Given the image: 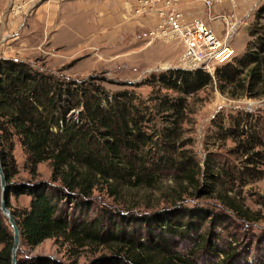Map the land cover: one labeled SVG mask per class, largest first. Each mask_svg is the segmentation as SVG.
<instances>
[{
    "label": "trees",
    "instance_id": "obj_1",
    "mask_svg": "<svg viewBox=\"0 0 264 264\" xmlns=\"http://www.w3.org/2000/svg\"><path fill=\"white\" fill-rule=\"evenodd\" d=\"M262 14L264 4L255 12L248 36L259 35L254 28ZM259 39L253 48L247 43L236 65L218 69L216 78L233 89L240 86L245 93L260 90L255 96L264 97V38ZM41 68L0 59L1 163L21 245L34 249L46 240L61 239L77 250L94 246L110 251L91 264H193L181 257L178 248L191 231L197 233L192 228L195 219L202 225L210 218L204 209L178 207L172 199L173 207L149 215L107 213L90 218L88 213L95 190L121 200V189L153 188L164 175L174 177L180 188L196 186L201 167L190 157L178 158L177 151L182 147L186 98L209 85L212 77L202 69H172L144 83L152 88L146 99L132 90L108 99L104 87L92 83L95 78L77 81ZM163 90L178 96L169 97ZM248 123L236 121L241 127L239 137L247 133L242 132ZM16 144L25 156L27 182L14 181ZM42 163L50 168L49 181L36 179ZM11 196L29 197L28 206L11 207ZM226 206L242 212L233 203ZM11 245V232L0 214V264H10ZM203 246L207 248L206 243ZM17 264L63 263L49 257H23L18 251Z\"/></svg>",
    "mask_w": 264,
    "mask_h": 264
},
{
    "label": "rangeland",
    "instance_id": "obj_2",
    "mask_svg": "<svg viewBox=\"0 0 264 264\" xmlns=\"http://www.w3.org/2000/svg\"><path fill=\"white\" fill-rule=\"evenodd\" d=\"M12 2L7 0L6 11L8 15L17 17L21 10L12 11ZM17 3L23 5L21 0ZM255 24L254 29L259 30L260 36H248L247 43L251 44V48L257 41L261 42L259 37L264 38V14ZM152 33L147 34L140 49L114 48L108 52L111 55L101 51V55L92 57L82 55L67 58L61 52L45 46L46 49L40 50L30 61L23 62H30L53 73L60 71L62 75L77 81L95 78L97 80L92 83L104 87L108 99L112 94L124 90H132L146 99L152 88L144 83H150L153 77L168 70L187 71L180 65L181 42L168 39L161 33H156V36ZM154 37L170 40L165 52L156 47ZM247 43L244 50H234L231 61L215 66L211 72L205 71L212 77L211 83L186 98L187 116L181 127L182 147L177 155L178 158L180 155L190 157L191 162L201 167L196 186L180 188L174 182V177L164 175L153 188L121 189V200L110 197L105 190H95L90 198V218L107 213L115 217L128 212L149 215L173 207L171 201L176 199L178 207L204 209L211 215L202 220V225L201 220L195 219L192 228L197 233L191 231L188 239L179 245L182 258L189 259L193 264H264V97L255 96L260 90L245 93L240 86L236 85V89H233L216 78V71L224 65H236V60L245 53ZM0 59L7 58L0 55ZM12 60L19 61L15 58ZM225 73L220 72L219 75ZM157 89L155 86L154 90ZM161 93L169 97L178 96L172 91L163 90ZM241 119L249 122L242 132H247V137L246 134L239 137L241 127L237 126L236 121ZM256 152L259 155L252 156ZM13 157L18 169L14 181H29L30 176L24 167L25 156L17 144ZM37 171V180L49 181L51 171L47 163L40 168L37 166ZM204 188H212L215 192L203 193L201 189ZM29 199L27 196H11V207L24 209ZM226 203L242 207V212L228 208ZM72 205L67 204L69 208ZM243 212L248 218L243 217ZM204 243L207 244L206 249ZM19 251L23 257H49L63 264H91L110 254L103 247L88 246L77 250L61 239L46 240L34 249L21 245Z\"/></svg>",
    "mask_w": 264,
    "mask_h": 264
},
{
    "label": "crops",
    "instance_id": "obj_3",
    "mask_svg": "<svg viewBox=\"0 0 264 264\" xmlns=\"http://www.w3.org/2000/svg\"><path fill=\"white\" fill-rule=\"evenodd\" d=\"M21 2V14L12 17L6 11L7 0H0V55L7 59L30 61L45 46L67 58L92 57L101 55V51L111 55L108 52L114 48L140 49L147 34L157 31L160 23L155 13L137 15V0ZM263 3L264 0H220L207 7L204 0H180L177 8L187 23L203 21L218 38L242 51L254 13ZM161 8L157 5V9ZM230 25H234L233 31ZM168 39L153 38L163 52L169 47Z\"/></svg>",
    "mask_w": 264,
    "mask_h": 264
},
{
    "label": "built area",
    "instance_id": "obj_4",
    "mask_svg": "<svg viewBox=\"0 0 264 264\" xmlns=\"http://www.w3.org/2000/svg\"><path fill=\"white\" fill-rule=\"evenodd\" d=\"M13 0L10 8L20 10L21 4ZM180 0H137L135 12L140 15L155 13L160 23L157 31L166 37L177 39L181 42L183 50L180 65L187 70L202 69L211 72L215 66L225 64L233 58V51L228 43L219 39L203 21L196 20L187 23L177 5ZM207 7L220 0H204ZM157 5H162L157 9ZM229 30H234L230 25Z\"/></svg>",
    "mask_w": 264,
    "mask_h": 264
},
{
    "label": "water",
    "instance_id": "obj_5",
    "mask_svg": "<svg viewBox=\"0 0 264 264\" xmlns=\"http://www.w3.org/2000/svg\"><path fill=\"white\" fill-rule=\"evenodd\" d=\"M7 184L2 170L0 153V214L3 217L12 235V245L10 249V264H17V255L21 247V233L11 209L8 207Z\"/></svg>",
    "mask_w": 264,
    "mask_h": 264
},
{
    "label": "bare ground",
    "instance_id": "obj_6",
    "mask_svg": "<svg viewBox=\"0 0 264 264\" xmlns=\"http://www.w3.org/2000/svg\"><path fill=\"white\" fill-rule=\"evenodd\" d=\"M17 11V10H16ZM220 39V38H219ZM222 40H224V39H222ZM224 41H226V40H224ZM227 42V41H226ZM228 43V42H227ZM229 46V45H228ZM231 49H232V51H233V54H234V49L231 47V46H229Z\"/></svg>",
    "mask_w": 264,
    "mask_h": 264
}]
</instances>
